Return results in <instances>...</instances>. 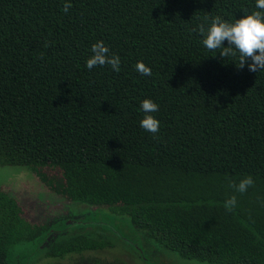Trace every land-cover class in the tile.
<instances>
[{"label":"trees","instance_id":"16d2710c","mask_svg":"<svg viewBox=\"0 0 264 264\" xmlns=\"http://www.w3.org/2000/svg\"><path fill=\"white\" fill-rule=\"evenodd\" d=\"M258 10L256 0H0V166H27L67 200L106 206L99 212L127 221L144 243L215 264H264V69H238V56L220 57L192 31ZM97 41L120 57L119 72L86 67ZM144 99L158 105L155 135L140 127ZM247 176L253 185L236 191ZM91 224L32 225L0 186V264L122 237L104 222L75 230ZM21 243L39 258L19 253Z\"/></svg>","mask_w":264,"mask_h":264},{"label":"rangeland","instance_id":"374dc122","mask_svg":"<svg viewBox=\"0 0 264 264\" xmlns=\"http://www.w3.org/2000/svg\"><path fill=\"white\" fill-rule=\"evenodd\" d=\"M0 186L11 197L17 200L22 216L32 225L45 224L53 226V229L61 230L66 220L77 222H92L90 226L75 227L82 232L97 227L96 222L107 223L113 234H119L121 238L113 235V247L99 250H87L80 254H66L64 257H41L34 264H77L86 259L90 264L94 259H99L102 264H215L197 259H189L176 251L166 250L155 244L144 243L141 234L132 228L127 221L108 217L100 212L107 213L106 206L94 207L86 203L67 200L62 194L51 191L44 182L27 166H0ZM99 213H97V212ZM79 227V228H78ZM51 238V237H50ZM127 240L131 243H127ZM47 242V241H46ZM135 246V248L132 247ZM19 253L29 255L36 252L34 245L27 249L23 244L15 246ZM140 251V252H138ZM38 253L34 260H36ZM143 256L145 260L139 257Z\"/></svg>","mask_w":264,"mask_h":264},{"label":"clouds","instance_id":"9594fccd","mask_svg":"<svg viewBox=\"0 0 264 264\" xmlns=\"http://www.w3.org/2000/svg\"><path fill=\"white\" fill-rule=\"evenodd\" d=\"M71 6L70 2H65L63 11L67 13ZM256 8L259 10L242 15L232 23L215 16L211 18L207 28L205 23H200L192 31L204 37L202 43L209 51L219 50V56L222 58L238 56V62L235 63L238 69L247 65L250 72L256 73L264 69V0H256ZM207 20L208 17H205V21ZM45 46L47 47V44ZM91 51L92 55L86 60L89 70L96 66L109 65L113 71H120V57L114 53L110 54V49L103 41L93 43ZM135 67L141 75H152L150 67L141 61H138ZM140 107L146 113L140 121V127L155 135L159 131V121L150 113L158 111V105L151 99H144ZM253 183L251 176H247L233 187L236 191L244 193ZM235 204L236 197H230L225 202L226 210L231 211Z\"/></svg>","mask_w":264,"mask_h":264}]
</instances>
